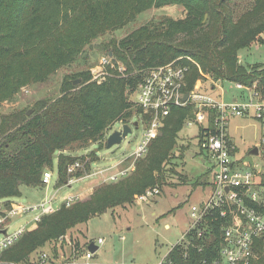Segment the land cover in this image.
Returning a JSON list of instances; mask_svg holds the SVG:
<instances>
[{
	"label": "trees",
	"instance_id": "trees-1",
	"mask_svg": "<svg viewBox=\"0 0 264 264\" xmlns=\"http://www.w3.org/2000/svg\"><path fill=\"white\" fill-rule=\"evenodd\" d=\"M229 2L0 0V103L12 100L23 87L44 82L71 66L95 39L124 29L149 10L176 5L185 11L184 17L162 16L124 37L105 41V50L124 65L123 71L108 69L103 79H95L90 68L66 73L60 95L37 101L31 114L26 108L0 114V201L5 202L4 208L9 209L12 199L22 196V185L41 186L44 171L53 168L56 158V186L68 180L69 164L80 159L91 171L99 160L97 151L83 156L66 151L90 143L103 148L116 123L134 124L136 119L140 123L142 118L148 125L150 115L131 96L152 68L175 60L186 66L184 94L191 93L199 80L230 81L254 87L264 99V63L245 65L239 57L240 50L264 44V0H255L238 19H234ZM77 80L80 82L75 83ZM214 118L215 111L207 109V123L199 126L198 140L205 131L214 130ZM195 119L192 100L172 105L147 152L136 159L129 174L44 214L0 253V264L28 263L34 253L46 247H50L52 263L58 264L61 252L70 251L67 242L58 246L60 237L70 234L73 240L71 231L79 225L110 209L134 204L135 196L147 189L157 187L161 191L173 175L186 182L187 176L168 165L176 158L175 149L186 122ZM187 149V145L181 146L178 157L183 158ZM200 155L204 157L202 151ZM203 178L199 176L194 186L211 185ZM261 181L264 184V174ZM2 212L0 206V215ZM223 221L218 214L209 218L213 240L205 251L192 250L184 259L180 248L174 249L170 256L175 264H202L204 259L217 256ZM76 243L86 245L79 239ZM250 264H264V251Z\"/></svg>",
	"mask_w": 264,
	"mask_h": 264
},
{
	"label": "rangeland",
	"instance_id": "rangeland-1",
	"mask_svg": "<svg viewBox=\"0 0 264 264\" xmlns=\"http://www.w3.org/2000/svg\"><path fill=\"white\" fill-rule=\"evenodd\" d=\"M229 3L233 9L234 19H238L253 7L255 0H230ZM162 16L181 18L185 16V11L182 7L176 5L152 9L140 15L134 23L129 24L124 29L107 33L95 39L74 64L59 70L44 82L23 87L12 100L0 103V114L24 108L30 111L33 110L37 101L59 96L61 82L66 73L90 68L93 74L100 75L108 69H112V71L125 69L121 62L114 60L111 51L108 53L105 50L104 42L109 41L112 37H124L134 28L147 22L158 21ZM239 57L240 62L245 65L264 63V44H253L248 49L240 50ZM104 59H107V61L104 62ZM197 85L200 86L203 92L214 96L224 93L227 102L232 101L234 97L242 92L234 82L230 81H224L222 89L213 85L211 80L206 82L199 80ZM244 92L248 95V91L244 90ZM131 99L133 100V96H131ZM139 122L138 127H135L133 122L130 123L132 132L123 139L121 144L110 149L106 148V145L98 149V143H90L82 148L74 147L72 150L67 151L78 156L89 155L91 151H97L99 160L96 162L95 167H101L100 169L106 167L105 169H108L103 174L76 182L72 187L56 186L58 173V159L56 158L53 166L55 177L49 186L46 187L43 184L38 187L22 185V196L14 199L20 204L34 205L49 197L48 199L53 198L54 207L58 208L66 198L72 195L81 198L94 187L109 183L110 179H107V177L110 174L115 173L122 177L121 171L126 169H128L127 174H129L134 169L137 158L131 157L125 161L123 160L142 143L147 126L142 118ZM122 126L121 123H116L110 133L121 129ZM229 128L230 133L238 142L237 156L251 161L259 160V163H261L262 156L257 157V155L250 154L252 147L258 144L264 133V125L261 121L252 117L234 116L230 120ZM198 131V123L192 126L185 125L175 149L176 158L168 165V168H175L178 174L181 173L187 176L186 182L179 178V175H173L174 177L168 179V184L163 187L160 193L153 196L149 201L139 203L136 201L135 196L134 204L110 209L102 215L93 217L88 223L79 225L71 231L73 241L79 239L84 244L90 239L97 240L104 237L106 243L101 246L97 253L98 259L103 264L120 261L153 263L162 259L171 246L176 244L190 227L193 221L191 218L192 206L206 199L210 193L209 189L204 188L203 185L194 186L193 184L201 175H204L203 179L206 181L212 179L211 169L213 164L210 160L202 162L198 145ZM186 145L188 149L185 150L183 158L178 157L181 146ZM121 161L123 162L121 163ZM130 166L133 168H130ZM4 203L3 200L0 203L3 210H5ZM14 203L16 202H12L11 206ZM36 214L27 213L13 218L9 233L22 226H26V229L29 228L32 223L37 222L34 219ZM166 225H169V227L167 228ZM121 237H125V240H122ZM68 239H71L70 234H68ZM66 242L68 243V240ZM66 247H69V244H66ZM44 253L47 254L46 260H43L41 256ZM51 258L50 247H46L34 253L28 263L21 264H53Z\"/></svg>",
	"mask_w": 264,
	"mask_h": 264
},
{
	"label": "built area",
	"instance_id": "built-area-1",
	"mask_svg": "<svg viewBox=\"0 0 264 264\" xmlns=\"http://www.w3.org/2000/svg\"><path fill=\"white\" fill-rule=\"evenodd\" d=\"M106 61L107 59H104V62ZM187 70L186 66L175 60L169 64L152 68L144 75L142 82L133 93V101L141 106L144 113L150 115L151 119L146 126L144 140L123 161L131 157L144 156L150 140L161 127L165 117L169 115L172 105H183L186 102L183 100L185 94L182 92V87ZM106 74L107 71H103L100 75L93 74V76L95 79H103ZM213 83L217 88H223V81ZM235 84L242 92L230 102L225 101L224 93L214 96L203 92L197 84L190 93L188 100H192L195 104L196 119L188 120L186 125L192 126L198 123L200 126L207 123V109L215 111V118L214 130L205 131L203 137L198 140L200 151L204 153L206 160H210L213 164L210 193L206 199L192 206L193 221L185 234L157 262L120 261L106 264H175L170 253L177 248H180L181 256L188 259L192 250L201 253L213 240L209 218L216 214L224 220L221 224L222 245L217 256L204 259L202 264H250L259 257L261 251H264V184L261 181L264 174V133L256 145L260 151L257 157L262 156L261 163L259 160L239 158L238 148L229 133L230 120L234 116H249L261 121L264 125V99L254 87L242 83ZM244 90L248 91V95ZM236 151L237 153L234 154ZM95 164L96 162L92 164L89 172L80 159L69 164L68 180L63 186L72 187L76 182L103 174L105 170H108L105 169L106 167L96 168ZM130 168L133 167L130 166ZM78 171H83V174L77 175ZM127 172L128 169L121 171V175L125 176ZM54 177L53 168H47L43 174L42 184L49 186ZM56 178L57 184L58 173ZM119 178H121L119 174L115 173L107 177L110 179L109 182L117 181ZM159 193L160 189L157 187L147 189L144 193L136 195V201L147 202ZM48 198L34 205L16 202L9 209L3 210L0 215V253L18 240L26 230V226H22L9 233L13 218L27 213H37L34 219L39 221L44 214L53 212L61 206L55 208L53 198ZM79 198V196L72 195L63 203L70 204ZM121 238L125 240V237ZM67 240L70 251L67 254L61 252L58 264H103L98 259L97 253L106 243L104 237L97 240L90 239L86 245L79 246L76 241L68 239V235H65L60 237L58 246L61 247ZM92 242L98 247L94 252L89 249ZM41 256L43 260L47 259V254L44 253Z\"/></svg>",
	"mask_w": 264,
	"mask_h": 264
},
{
	"label": "water",
	"instance_id": "water-1",
	"mask_svg": "<svg viewBox=\"0 0 264 264\" xmlns=\"http://www.w3.org/2000/svg\"><path fill=\"white\" fill-rule=\"evenodd\" d=\"M79 82H80V80L75 81V83H79ZM189 96H190V93H186L184 95V99L183 100L184 101H187L189 99ZM31 113H32V110H30L28 112V114H31ZM138 125H139L138 121H135L134 122V126L135 127H138ZM131 132H132V127H131L130 124H124L121 129L113 131L107 137V140H106V148L110 149V148H112L115 145L121 144L122 141H123V139L125 137H127V135L129 133H131ZM259 152H260L259 151V148L257 146H255V147H253V149H251L250 154H252V155H258ZM97 248L98 247L93 242L89 245V249L91 251H93V252L96 251Z\"/></svg>",
	"mask_w": 264,
	"mask_h": 264
},
{
	"label": "crops",
	"instance_id": "crops-1",
	"mask_svg": "<svg viewBox=\"0 0 264 264\" xmlns=\"http://www.w3.org/2000/svg\"><path fill=\"white\" fill-rule=\"evenodd\" d=\"M245 117H249V116H245ZM229 133H230V128H229ZM230 138L232 139V141L236 144V146H237V148L239 149V147H238V142L235 140V138H234V136L230 133ZM252 149H253V147H252ZM67 152V151H66ZM67 153H69V152H67ZM202 157V162H206L207 160L203 157V156H201ZM119 163V162H118ZM117 163V164H118ZM211 180L212 179H210V182H211ZM210 186L211 185H208V186H203L204 188H208L209 189V191H210ZM12 202H17V203H19L18 201H16L15 199H12ZM0 203H1V201H0ZM166 227L168 228L169 227V225H166Z\"/></svg>",
	"mask_w": 264,
	"mask_h": 264
}]
</instances>
